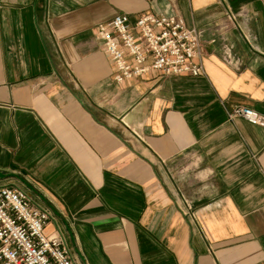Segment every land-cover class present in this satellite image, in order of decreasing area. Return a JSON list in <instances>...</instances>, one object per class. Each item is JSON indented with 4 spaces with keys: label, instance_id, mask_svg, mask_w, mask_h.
I'll use <instances>...</instances> for the list:
<instances>
[{
    "label": "crops",
    "instance_id": "crops-1",
    "mask_svg": "<svg viewBox=\"0 0 264 264\" xmlns=\"http://www.w3.org/2000/svg\"><path fill=\"white\" fill-rule=\"evenodd\" d=\"M144 13L206 28L205 73L118 83L98 25ZM241 105L264 114V0H0V187L50 208L79 264H264V126Z\"/></svg>",
    "mask_w": 264,
    "mask_h": 264
},
{
    "label": "built area",
    "instance_id": "built-area-1",
    "mask_svg": "<svg viewBox=\"0 0 264 264\" xmlns=\"http://www.w3.org/2000/svg\"><path fill=\"white\" fill-rule=\"evenodd\" d=\"M242 16H247L246 11L228 14L232 21ZM206 30L189 27L183 19L167 13H144L134 22L127 14H117L98 25L97 38L117 70L115 80L122 83L151 71L165 76L204 74ZM243 34L247 40H255L254 35ZM220 39L225 62L240 70L243 63L233 43L227 34ZM228 116L264 126V114L248 106H236ZM188 215L195 218L191 206ZM52 222H57L56 214L35 203L24 190L0 187V264H79L61 227L57 224L48 232Z\"/></svg>",
    "mask_w": 264,
    "mask_h": 264
},
{
    "label": "water",
    "instance_id": "water-1",
    "mask_svg": "<svg viewBox=\"0 0 264 264\" xmlns=\"http://www.w3.org/2000/svg\"><path fill=\"white\" fill-rule=\"evenodd\" d=\"M4 176H7V175H5V174H3V173H1L0 172V177H4ZM23 182H24V180H23ZM28 185V184H27ZM29 186V185H28Z\"/></svg>",
    "mask_w": 264,
    "mask_h": 264
}]
</instances>
